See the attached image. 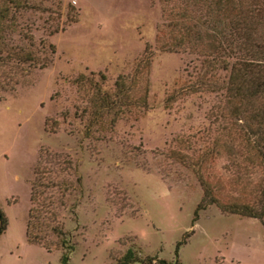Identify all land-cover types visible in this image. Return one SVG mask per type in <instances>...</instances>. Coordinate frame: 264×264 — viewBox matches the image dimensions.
I'll return each mask as SVG.
<instances>
[{
	"label": "rangeland",
	"instance_id": "rangeland-1",
	"mask_svg": "<svg viewBox=\"0 0 264 264\" xmlns=\"http://www.w3.org/2000/svg\"><path fill=\"white\" fill-rule=\"evenodd\" d=\"M31 1L39 9L22 12L16 24L27 28L35 48L48 54L51 44L54 53L45 68L31 69L12 90L0 91V210L6 219L0 264L59 262L60 249L46 251L24 236L40 147L66 153L80 177V193L68 200L76 203L74 216L65 212L62 219L75 244L68 264H114L129 247L174 261L184 233L189 235L178 247L180 264H264L258 219L223 215L210 205L191 223L201 190L167 151L175 136H189L194 147L212 137L208 113L222 98L190 94L163 107L174 79L184 78L193 64L190 55L154 48L162 20L158 0ZM67 13L76 21L69 22ZM16 32L8 42L25 45ZM145 45L152 52L145 109L84 137L88 104L72 80L83 74L95 81L101 73L110 89L117 75L131 71ZM45 118L56 121L52 133L44 131Z\"/></svg>",
	"mask_w": 264,
	"mask_h": 264
},
{
	"label": "trees",
	"instance_id": "trees-1",
	"mask_svg": "<svg viewBox=\"0 0 264 264\" xmlns=\"http://www.w3.org/2000/svg\"><path fill=\"white\" fill-rule=\"evenodd\" d=\"M158 2L162 20L156 27L154 48L190 55L193 64L184 78L174 79L163 107L169 109L190 94L215 93L222 98L208 113L212 137L194 147L189 136H175L173 148L167 151L199 184L201 196L191 223L200 211L213 205L223 215L255 218L264 227V0ZM28 9L38 10V4L31 0L0 3V91L12 90L31 69H43L51 62L53 46L48 44V54L43 48L38 50L27 28L16 24ZM66 19L76 21L68 13ZM11 32H20L26 44L9 43ZM151 57L145 45L131 71L117 75L110 89L103 87L101 73L95 81L83 74L72 80L77 95L88 104L84 137L112 129L118 119L137 118L145 109ZM43 127L52 133L56 121L45 118ZM75 192L80 193V177L73 161L64 152L40 147L31 169L24 236L46 251L60 249L58 264H68L75 246L62 223L65 212L74 216L76 203L68 205V200ZM5 227L0 210V234ZM188 235L184 233L175 243L174 261L142 255L129 247L114 264H180L178 247Z\"/></svg>",
	"mask_w": 264,
	"mask_h": 264
}]
</instances>
